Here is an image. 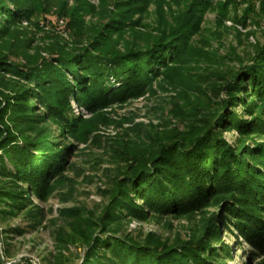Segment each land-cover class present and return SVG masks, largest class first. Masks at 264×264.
I'll return each instance as SVG.
<instances>
[{"label":"trees","instance_id":"1","mask_svg":"<svg viewBox=\"0 0 264 264\" xmlns=\"http://www.w3.org/2000/svg\"><path fill=\"white\" fill-rule=\"evenodd\" d=\"M66 1L0 0V221L21 215L40 227L43 212L32 201L45 200L64 179L75 149L68 140L86 143L102 110L153 92L159 79L180 90L184 131L118 143L125 168L98 221L61 211L71 235L56 232V264H230L232 248L222 243L228 229L252 253L264 252V42L255 44L249 65L223 73L209 96L189 66L211 61L206 40L202 48L194 37L212 0H113L100 11L86 0L71 8ZM256 1L264 16V0ZM52 5L69 17L72 44L58 40L40 58L29 54L20 24ZM151 5L153 24H146ZM86 16L98 23L87 28ZM226 19L217 18L219 28ZM71 102L91 117L75 114ZM232 131L237 139L228 143L223 134ZM214 207L222 213L204 216L185 239L132 238L123 230L133 220L186 218ZM23 233L0 229V264L10 258L12 235ZM77 241L86 247L83 260H65L61 250Z\"/></svg>","mask_w":264,"mask_h":264},{"label":"rangeland","instance_id":"2","mask_svg":"<svg viewBox=\"0 0 264 264\" xmlns=\"http://www.w3.org/2000/svg\"><path fill=\"white\" fill-rule=\"evenodd\" d=\"M86 1L100 11L103 7L111 10L113 0ZM212 4L213 7L203 17L200 34L194 37L199 45L206 40L208 46H205V51L209 53L211 61L189 66L192 68L190 73L194 78L196 76L200 88L209 96L213 92L211 86L221 84L223 73L228 69L238 70L241 64L249 65L255 44L264 42V16L258 1L212 0ZM57 5L50 6L49 12L35 14L29 21L21 22L20 29L24 30L26 38L30 40L29 54L38 51L40 58H47L46 49L58 40L61 45L72 44L69 17L60 15ZM66 6L73 7V0H67ZM154 8V5L150 6V16L144 23L153 24ZM223 13H226L227 19L219 28L217 18ZM240 19L245 21L244 26L234 21ZM96 23L98 19L84 17L87 28L88 25ZM152 88L153 92L142 97L102 110L104 117L101 124L97 125L96 131L88 137L86 143L68 140L75 149L69 157L64 179L57 182L53 192L45 200L32 201L43 212L41 226L37 229L31 228V221L23 219L21 215L0 221V229L20 228L24 231L21 236L12 235L8 241L10 258L3 259L4 263L56 264L55 256L59 253L58 246H61L54 241L56 232L62 231L71 235L67 225L69 219H62L61 211L76 210L77 215L98 221L103 208L108 204L106 194L113 179L125 168V163L117 157L118 143L123 140L135 141L136 137H154L168 130L179 133L184 131L185 121L176 113L180 90L175 92L172 87L161 84L159 79L154 81ZM224 97L222 93L220 98ZM71 106L75 114H81L85 119L91 117L83 109L76 107L74 102H71ZM178 106L182 107L181 104ZM235 111L241 114L240 107ZM223 138L228 143H233L237 134L234 131L224 133ZM215 213H222L219 207L208 208L204 213H196L186 218L149 217L145 222L130 221L123 225V230L132 238H144L148 234H154L162 240L171 241L177 236L185 239L191 229L200 227L204 216L209 217ZM7 234H11V231H7ZM79 242L68 243L66 249L61 250L65 260L71 256H77L76 263L83 260L86 247ZM222 243L232 248L233 260L230 264H264V252L252 253L250 247L232 229L223 231Z\"/></svg>","mask_w":264,"mask_h":264}]
</instances>
